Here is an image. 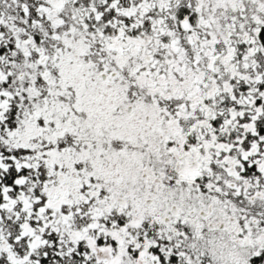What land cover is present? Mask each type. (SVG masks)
I'll list each match as a JSON object with an SVG mask.
<instances>
[{"label":"snow or ice","instance_id":"6c2138e0","mask_svg":"<svg viewBox=\"0 0 264 264\" xmlns=\"http://www.w3.org/2000/svg\"><path fill=\"white\" fill-rule=\"evenodd\" d=\"M0 264H264V0H0Z\"/></svg>","mask_w":264,"mask_h":264}]
</instances>
